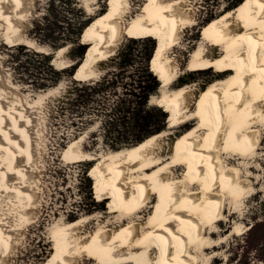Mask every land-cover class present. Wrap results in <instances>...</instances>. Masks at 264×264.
Returning <instances> with one entry per match:
<instances>
[{"label":"bare ground","instance_id":"1","mask_svg":"<svg viewBox=\"0 0 264 264\" xmlns=\"http://www.w3.org/2000/svg\"><path fill=\"white\" fill-rule=\"evenodd\" d=\"M25 4L0 0V25L9 45L20 40ZM125 4L109 0L107 9L84 27L81 42L87 47L72 78L94 77L95 66L111 56L122 34L156 39L149 64L160 88L150 102L167 112V126L113 152H83L80 138L63 147L65 163H91L87 177L106 209L102 216L52 222L47 229L51 247L42 264H79L82 257L93 264H211L216 255L209 254L222 242L218 223L225 200L236 207L255 189L249 179L251 166L243 176L239 165L255 157L264 125V0H241L200 27L184 76L200 71L214 75L198 86L195 99L187 83H174L178 63L170 55L183 28L195 24L191 9L183 0H144L122 26ZM22 44L47 53L32 42ZM66 48L55 50L61 64ZM6 97L0 88V264L11 258L38 196L32 163L40 99L26 106L21 99ZM162 139L168 142L163 153L157 149ZM104 214L112 221H103ZM230 232L240 234L242 228L236 223Z\"/></svg>","mask_w":264,"mask_h":264},{"label":"rangeland","instance_id":"2","mask_svg":"<svg viewBox=\"0 0 264 264\" xmlns=\"http://www.w3.org/2000/svg\"><path fill=\"white\" fill-rule=\"evenodd\" d=\"M25 1V10L18 25L20 42L14 45L5 43L4 25H0V88L5 91L6 99H21L26 106L40 99L34 111L33 132L38 140L35 142L36 158L32 163V170L37 174L34 190L38 196L33 206V217L16 240L11 258L5 264H42L51 247L47 229L52 222L61 217L70 220L92 213L102 216L105 211L106 204L100 203L93 192L92 180L87 177L91 163L67 164L62 160L61 151L69 141L80 138L83 152L107 153L128 148L167 126V112L150 102L153 95H159L160 88V82L150 73L149 64L156 39L130 38L122 34L111 56L98 62L94 69L97 72L89 80L77 81L72 78L73 74L68 76L67 73L54 75L46 68L43 55H50L52 68L61 69L62 64L71 62L68 66L74 71L87 45L81 42L82 33L76 45H64L67 48L61 54L62 64L60 58L55 59V49L50 45L61 38L63 28L70 31L69 23L77 20L79 8L87 14L86 21H91L107 9L109 0ZM240 1L183 0L191 9L195 24L183 28L178 44L170 49V55L176 56L178 63V76L174 83L176 86L187 83L194 99L198 86L214 75L211 71H200L184 76L189 54L198 41L199 29L223 9H233ZM143 2L125 0L126 8L120 18L122 26L140 11ZM22 41L32 42L33 46L37 48L38 45L47 53L36 51ZM215 47L220 49L218 45ZM53 59L56 61L51 64ZM135 115L138 124L133 122ZM259 138L255 157L246 165H239L243 176L248 175L246 167L251 166L249 179L254 192L244 197L236 207L225 200L224 214L218 223L219 232L221 230L219 240L222 242L216 252L209 254V257L216 255L211 264H264V125L260 127ZM167 144L165 139L160 140L158 151L163 153L167 150ZM177 172L181 170L178 168ZM145 213L140 214L141 220L145 219ZM101 218L112 221L105 214ZM93 222L94 219L87 226L90 228ZM233 223L241 226L242 233L230 232ZM79 264L93 263L82 257Z\"/></svg>","mask_w":264,"mask_h":264},{"label":"trees","instance_id":"3","mask_svg":"<svg viewBox=\"0 0 264 264\" xmlns=\"http://www.w3.org/2000/svg\"><path fill=\"white\" fill-rule=\"evenodd\" d=\"M77 13L79 14L77 16L78 17L77 20L76 21L74 20L71 24L69 23V26L71 27L70 31L69 32L68 31H64L66 28H63L62 29L63 31L60 32V34H62V35H60L61 36V38H60L61 41L58 38L56 41H54L50 45L53 49L56 50L58 47H61L62 45L64 46V45H67V44H73V45H76L77 44L78 39L80 37V34L82 33L84 27L90 21V20L89 21H86L87 14L84 13L81 8H79L77 10ZM83 16H85V19H82ZM55 21H57V20L55 19ZM43 57H44V62L46 64V68L52 74L59 75V74L67 73L68 76H71L73 74V67L68 66V67H63L61 69H54L49 64L50 55H47L46 54V55H43ZM135 85L138 86V83H135ZM129 86H130V84H129ZM136 95L138 96V92L136 93ZM136 100H138V99H136ZM136 115H135V117L133 116V122H134V124H138V117Z\"/></svg>","mask_w":264,"mask_h":264},{"label":"water","instance_id":"4","mask_svg":"<svg viewBox=\"0 0 264 264\" xmlns=\"http://www.w3.org/2000/svg\"><path fill=\"white\" fill-rule=\"evenodd\" d=\"M77 65H78V63L76 64V66H77ZM76 66H75V68H76ZM75 68H74V69H75Z\"/></svg>","mask_w":264,"mask_h":264}]
</instances>
